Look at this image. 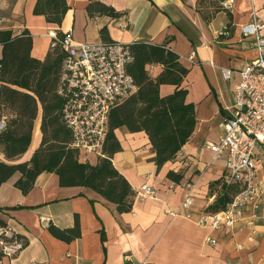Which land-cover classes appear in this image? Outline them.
Instances as JSON below:
<instances>
[{
	"label": "crops",
	"instance_id": "1",
	"mask_svg": "<svg viewBox=\"0 0 264 264\" xmlns=\"http://www.w3.org/2000/svg\"><path fill=\"white\" fill-rule=\"evenodd\" d=\"M66 1L69 10L57 25L34 13L38 0H0V30L14 36L29 31L32 56L41 61L51 49L52 35L58 33H70L76 43H101V29L106 28L112 41L166 45L188 70L181 88L187 91V103L195 107L196 128L177 157L159 171L144 132H128L124 139L122 133L116 134L123 153L116 157L118 161L113 159L115 167L136 192L145 184L156 189L154 197H136L127 214H120L89 188L61 187L54 173L41 174L28 194L14 186L15 180L2 185L0 222L26 240L27 246L12 260L0 258V264H264V193L246 208L234 228H202L185 217L186 210L172 215L187 188L194 197L195 218L220 193L221 188H212L226 176L227 155L214 159L209 145L219 143L225 134L221 125L232 116L240 72L258 58L242 27L253 17L264 25V0H234L231 9L222 6L227 0ZM91 1L111 6L118 16L89 17L86 8ZM224 30L230 33L221 34ZM2 50L0 45V59ZM223 68L233 71L231 79L223 77ZM148 70L157 78L163 67L151 65ZM176 89L163 84L160 95H172ZM40 128L41 114L30 146L34 152L41 141ZM256 166L264 185V155L256 156ZM171 171L179 181L168 178ZM77 216L80 239L66 243L49 232L51 224L73 227ZM42 218H48L46 225Z\"/></svg>",
	"mask_w": 264,
	"mask_h": 264
},
{
	"label": "trees",
	"instance_id": "2",
	"mask_svg": "<svg viewBox=\"0 0 264 264\" xmlns=\"http://www.w3.org/2000/svg\"><path fill=\"white\" fill-rule=\"evenodd\" d=\"M68 10L66 0H38L34 13L45 16L49 23L61 25ZM86 11L91 18L118 16L101 1H91ZM101 35L103 42L112 41L106 28L101 29ZM0 45L3 49L0 120L6 118V128L0 133V187L15 180L14 186L28 194L41 174L54 173L61 187L89 188L120 214H127L132 212L138 193L113 163L115 155L122 151L117 129L126 127L131 133L147 135L153 153L151 160L158 171L177 157L195 131V107L187 103V91L181 88L188 70L166 45L137 42L130 45L134 62L128 71L138 90L111 110L104 156L98 157L96 164L82 162L79 151L72 147V134L62 117L63 100L58 89L65 54L61 47L51 48L45 60H37L32 56L33 39L27 30L17 36L0 30ZM151 65L163 67L157 78L149 73ZM163 84L175 85L177 89L172 95L162 97ZM40 113V144L30 160L22 161L30 149ZM168 178L179 181L173 171L168 173ZM218 187L220 193L207 211L225 209L239 191L237 184H227L226 176L213 184L212 191ZM0 225L4 224L0 222ZM49 232L63 242L76 241L82 236L80 219L77 216L74 226L65 229L51 224Z\"/></svg>",
	"mask_w": 264,
	"mask_h": 264
},
{
	"label": "built area",
	"instance_id": "3",
	"mask_svg": "<svg viewBox=\"0 0 264 264\" xmlns=\"http://www.w3.org/2000/svg\"><path fill=\"white\" fill-rule=\"evenodd\" d=\"M234 0L223 8L231 9ZM264 25L255 17L242 27L245 38L252 40L258 58L240 72L235 90L232 116L222 123L225 134L219 143L210 144L214 159L227 155L226 182L237 184L239 191L227 207L218 212L204 211L196 218L192 212L194 197L187 188L174 217L186 210L185 217L202 228L219 229L238 226L246 208L264 193L258 178L256 156L264 155ZM221 34L228 35L224 30ZM61 47L65 54L58 94L63 100L62 117L72 134V147L81 154L104 156L109 133V118L113 107L138 90L129 73L134 62L130 45L117 41L76 43L70 33L52 35L51 48ZM192 58V57H191ZM223 77L231 79L233 71L222 69ZM6 128V118L0 120V133ZM144 200L156 195L154 186L145 184L137 192ZM48 218H42L46 225ZM215 244L216 241L209 239ZM27 246V241L8 225H0V254L12 260Z\"/></svg>",
	"mask_w": 264,
	"mask_h": 264
},
{
	"label": "rangeland",
	"instance_id": "4",
	"mask_svg": "<svg viewBox=\"0 0 264 264\" xmlns=\"http://www.w3.org/2000/svg\"><path fill=\"white\" fill-rule=\"evenodd\" d=\"M40 114H41V113H40ZM128 132H130V131H129L126 127H121V128H119V129H117L116 134L119 135V136H121V133H122V134H123L122 138L124 139V138H125V135H126ZM36 133H38V131H37ZM130 133H131V132H130ZM33 152H34V148H33V146H32L31 149H30V150L25 154V156L23 157V160H24V161H28V160H30L31 157H32ZM122 153H123V151H121V152H119L118 154H116L115 157H114V160H115L116 157L118 158V156L122 155ZM81 156H82V157H81L82 160H84V161H88V162L91 163V164H93V163H95V162L97 161V155H95V154H90V155L81 154ZM117 158H116V161H118Z\"/></svg>",
	"mask_w": 264,
	"mask_h": 264
}]
</instances>
